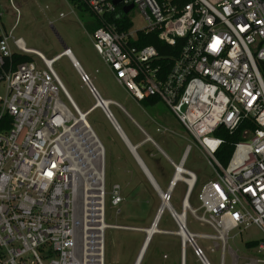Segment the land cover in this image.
I'll return each instance as SVG.
<instances>
[{
  "label": "built area",
  "instance_id": "built-area-1",
  "mask_svg": "<svg viewBox=\"0 0 264 264\" xmlns=\"http://www.w3.org/2000/svg\"><path fill=\"white\" fill-rule=\"evenodd\" d=\"M9 1L16 11L9 32L0 13V264H106L109 229L140 231L106 221L107 196L112 207L124 197L118 184L107 190L105 148L87 122L94 109L112 121L110 107L117 103L103 99L69 48L47 58L16 38L20 11ZM115 1L80 0L102 25L92 33L96 53L130 97L163 102L216 173L201 186L194 209L189 199L198 178L185 167L188 146L174 164V176L181 175L174 189L186 188L181 212L171 206L173 192L161 197L170 204L167 212L189 233L202 264L211 262L197 243L201 238L220 242V264L227 255L233 264H264V0ZM133 12L143 19L139 29ZM123 16L132 23L129 29L121 28ZM140 33H157L172 48L181 41L178 55L133 45ZM15 56L33 61L14 65ZM63 57L94 100L85 113L55 71ZM243 126V140L222 164L216 154L225 140L217 132L233 134ZM187 212L214 234L190 233L186 219L180 226L177 216ZM253 229L262 236L245 243L252 255L239 257L229 240Z\"/></svg>",
  "mask_w": 264,
  "mask_h": 264
},
{
  "label": "rangeland",
  "instance_id": "rangeland-1",
  "mask_svg": "<svg viewBox=\"0 0 264 264\" xmlns=\"http://www.w3.org/2000/svg\"><path fill=\"white\" fill-rule=\"evenodd\" d=\"M12 2L20 11L19 20L14 31L16 38H22L28 49L38 51L47 58L59 55L65 47L69 48L74 58L90 76L103 99L116 101L127 108L128 103L131 102L130 96L117 84L93 47L91 29L95 22V17L89 11L71 3L69 0H12ZM0 13L3 15L1 23L4 31L9 32L16 22V11L9 0L0 2ZM131 17L134 28H141L143 24L142 17L135 12L132 13ZM54 68L79 110L82 113L89 111L94 105V100L87 89L83 87L80 77L69 59L63 57L56 62ZM61 99L70 108L68 101L63 95H61ZM111 111L116 116L117 110L114 106L111 107ZM144 111L145 114L143 116L145 118L155 119L158 124L152 123L153 132L150 134L161 144L173 161L179 163L186 148L191 146L185 167L194 172L198 178V184L191 203L194 209H198L200 207L198 200L199 190L203 184L216 179L214 169L163 102L148 106ZM87 122L105 148L107 190L109 191L113 185L118 184L121 186L122 196L124 197V202L121 205L112 207L110 196H107L105 203L107 223L137 227L139 229L140 227L149 226L161 207L162 199L158 198L157 201L148 199L147 202H142V206H140L142 210H139V213L128 212L129 201L127 196L130 194L131 188L125 186L126 180L122 163L123 157L120 155V140L114 135L110 123L103 116L100 109L92 110L87 117ZM158 129L160 131H157ZM172 132H177L178 135ZM155 159L160 160L159 158ZM159 163L158 168L161 169L164 176H169L170 170H166L164 167L168 165L170 168V164L165 159L164 162ZM167 186L168 182L165 183L163 189H166ZM185 189L183 184H179L175 189L174 197L172 194L170 203L178 213L181 212ZM162 192L165 194L167 190ZM155 208L157 213H154ZM132 214H136L137 218H133ZM165 214L161 225L158 227L159 230L162 231L164 228L174 230L177 233L179 228L174 225L167 210ZM202 214V212L198 213L199 216H202ZM186 220L190 233L199 235L214 234L211 228L197 221L192 213L187 212ZM161 236L162 234L155 235L142 264H181V260H184V264H202L194 255L189 243L183 247L179 236L175 235V240L169 241L161 238ZM231 236L234 235L232 234ZM259 236L261 237L262 234L258 233L257 229L243 231L235 239L229 240V246L238 253L239 257L252 255L245 247V243L252 237L257 238ZM145 238V234L139 231L109 229L106 233L105 263L135 264ZM197 243L203 249L211 264H220V242L201 238L197 240ZM240 263H242V260ZM226 264H233L228 255Z\"/></svg>",
  "mask_w": 264,
  "mask_h": 264
},
{
  "label": "crops",
  "instance_id": "crops-1",
  "mask_svg": "<svg viewBox=\"0 0 264 264\" xmlns=\"http://www.w3.org/2000/svg\"><path fill=\"white\" fill-rule=\"evenodd\" d=\"M106 67L108 68L107 65H106ZM108 70L111 73L109 68H108ZM111 75H113V74L111 73ZM70 98H71V96H70ZM130 98H131V102L128 103L127 108H126V106H123L122 104H120L116 101L115 102L117 103V106L113 105L117 110L116 116L113 114L112 111L111 112L113 114V118L116 121L117 125L113 121L108 120L105 117V115L103 114V112L102 111L101 112H102L103 116L107 119V121L110 123V125L114 131V135H116L120 140V145H121L120 146L121 147L120 155H121V157H123L122 163L124 166L123 167L124 168V176H125V180H126L125 186L131 188V192L127 196L128 201H129L128 212L129 213H139V210H142V208H140V206H142V202L143 203L147 202L148 199H152L153 201H157L158 198H161V195L155 189V187L152 185L147 174L144 172V170L138 164L136 157H135L130 146L136 147V152L139 155V157L141 158V160L142 161L145 160V162L143 161V163L145 164L147 170L152 175L153 179L155 180V182L157 183V185L159 186L161 191H166V190L168 191L169 186H170V182L172 181V179L174 177V171H175L174 164L178 165L179 163H176L175 161H173L171 159L170 155L161 146V144H159L158 141H156L153 138V136L150 134L151 132H153L152 131V128H153L152 123H154L156 125H158V124H157L155 119H152V118L147 119L143 116L145 114L144 110L148 106L143 103L144 101L137 102L132 97H130ZM72 101H73V99H72ZM110 101H113V100H110ZM111 107H110V109H111ZM163 130H165V129H163ZM172 133L178 135L177 132H172ZM155 158H159L160 160L155 159ZM164 159L171 166L170 168L168 167V165H165V167H164V169L170 170L169 176L168 175L164 176V174L161 172V169L158 168V166L160 164L159 162H164ZM161 164H163V163H161ZM166 182H168V186L166 187V189H163V186L165 185ZM183 186H185V185L183 184ZM175 189L173 191V197H174ZM184 197H185V193H184L183 199H184ZM183 199H182V202H183ZM181 205H182V203H181ZM154 211H155L154 213H157L156 208ZM165 215L166 214L164 212L161 216V220L159 221V225H161V222H162ZM132 216L135 219L137 218L136 214H132ZM169 217L172 219V217L170 215H169ZM153 221H151L150 225L147 227H145V226L140 227L141 231H139V232H142L145 234L144 230L149 229L151 227ZM172 222L174 223V225L176 227H178L173 219H172ZM135 228H137V227H135ZM161 232H162V233H160V234H162L161 238L166 239L168 241L169 240H175L174 238H175L176 233L174 232V230H167V229L163 228ZM145 237H146V234H145ZM181 264H184V260H181Z\"/></svg>",
  "mask_w": 264,
  "mask_h": 264
},
{
  "label": "trees",
  "instance_id": "trees-1",
  "mask_svg": "<svg viewBox=\"0 0 264 264\" xmlns=\"http://www.w3.org/2000/svg\"><path fill=\"white\" fill-rule=\"evenodd\" d=\"M0 1H2V0H0ZM69 1L73 4L79 5L82 8H85L83 6V4L80 2V0H69ZM190 1L191 0H179V2L182 4L188 3ZM85 10H87V9L85 8ZM119 25H121V24H119ZM131 25H132V23L129 21L128 17L123 16L121 28L126 30V29H129L131 27ZM101 27H102V25L100 24L98 19L95 18V22H94L92 29H91L92 33ZM180 44H181V41H178L177 46L174 48H172L170 46L163 45V43H161V41L158 39L157 33H152V34H148V35L140 33L138 36V40L135 43H133V45H136L139 48L153 45L159 50V52L162 56H171V55L177 56L179 53V49L181 47ZM31 61H33V59L29 56H15L14 57V65H18V64H22V63H29ZM159 102L160 101L156 98H147L144 100L143 103L146 104L147 106H154V105L158 104ZM245 127L243 126L242 129L238 130L237 132H235L233 134H230L229 132L224 131L222 128L217 132V136H220L221 138H223L225 140L224 145L219 149V151L216 154L217 160H219L222 164H226L229 161V159L233 153L234 145L237 142L243 140L242 131L244 130ZM143 161L145 162V160H143ZM196 187H195L194 191L192 192L191 197L189 199L190 204L192 203L193 195L195 193ZM185 193H186V191H185Z\"/></svg>",
  "mask_w": 264,
  "mask_h": 264
},
{
  "label": "bare ground",
  "instance_id": "bare-ground-1",
  "mask_svg": "<svg viewBox=\"0 0 264 264\" xmlns=\"http://www.w3.org/2000/svg\"><path fill=\"white\" fill-rule=\"evenodd\" d=\"M92 112V111H91ZM180 168V167H179ZM181 180V175L180 174H176L173 179H172V184H170L169 186V190L171 192H173L174 190V186ZM170 182V183H171ZM188 185H189V188L192 189L193 187V181H189L188 182ZM164 197V194L162 195V198ZM188 207V203L185 201V208L187 209ZM170 209V204L165 200L158 213L156 214L155 216V219L151 225V227L149 229H146L145 231V234H146V238H145V241L139 251V254H138V257H137V260L135 262V264H142L145 256H146V253H147V250L149 248V245L150 243L152 242L154 236L156 234H160L162 233L160 230H159V221L161 220V216L162 214L166 211V210H169ZM179 216H177V221L179 223L180 226H183L184 224V220L186 219L187 217V213L185 214H178ZM160 219V220H159ZM141 231V230H140ZM144 232V231H143ZM177 236L180 237L181 239V242L183 243V241L185 242V245H187L188 243V237H187V233L185 232V230H179L177 233H176Z\"/></svg>",
  "mask_w": 264,
  "mask_h": 264
},
{
  "label": "water",
  "instance_id": "water-1",
  "mask_svg": "<svg viewBox=\"0 0 264 264\" xmlns=\"http://www.w3.org/2000/svg\"><path fill=\"white\" fill-rule=\"evenodd\" d=\"M119 2H120V0H116V1H115V4L118 5ZM132 8H133L132 5L129 6V7H127V8H124V13L127 14ZM65 48H66V47H65ZM112 121L117 125V123H116V121L114 120V118H112ZM130 147H131V149H132V151H133V153H134V155H135V157H136V160H137L138 164L141 166V168H142V169L144 170V172L147 174V176H148V178L150 179L152 185L155 187V189L160 193V195H161V197H162V195H163L164 193L161 191V189L159 188V186L157 185V183H156L155 180L153 179L152 175H151V174L149 173V171L147 170L145 164L143 163V161L141 160V158H140L139 155L137 154V152H136V147H132V146H130ZM170 192H171V191L168 190V191L164 194V195H165V198H166L167 194L170 193ZM188 197H189V193L187 194L186 199H188ZM167 202H168V201H167ZM162 203H163V202H162ZM161 205H162V204H161ZM159 220H160V219H159ZM185 232H186V231H185ZM186 233H187V237H188V239H190L191 236L189 235L188 232H186ZM183 246H185V243H184V242H183Z\"/></svg>",
  "mask_w": 264,
  "mask_h": 264
}]
</instances>
